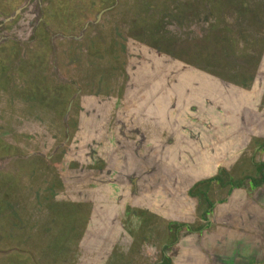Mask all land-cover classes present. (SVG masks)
<instances>
[{
  "label": "rangeland",
  "instance_id": "374dc122",
  "mask_svg": "<svg viewBox=\"0 0 264 264\" xmlns=\"http://www.w3.org/2000/svg\"><path fill=\"white\" fill-rule=\"evenodd\" d=\"M46 3L48 0H0V126L5 125V130H7L8 123H11L12 126L7 136L11 137L14 144L21 143L28 152H45L47 156L51 153L61 154L62 157L58 156L56 159L59 164L58 168L62 172L67 168L74 172L80 171L81 174L84 171L78 168L76 162H68L63 157L66 155V150L70 151L67 153H72V148L55 146L56 143L51 144L45 135L47 132L51 134L50 125L55 124L57 118L62 120V117L63 119L66 117L67 95L69 91L75 89V85L70 84L68 80L73 75H79L80 79L76 87L80 86L81 91L98 94L107 77L113 79L116 74L120 73L119 70L123 74L128 55L142 56L141 51L146 47L159 55L169 57L170 68L174 66L173 69L180 70L181 79L187 87L192 86L195 80L199 81L197 83L204 82L205 77L194 79L190 77L194 72L185 74L181 73L182 69L193 68L203 71L227 82L228 86L221 84L218 87L222 100H224L221 103L224 106L228 105L229 109L233 110L244 104L246 114L249 113L250 108V112L259 109L261 113H264V0H52L56 6L52 8L58 15L51 17L50 33L47 37L42 35L41 39L37 38L32 42L31 36L34 29L37 26H43L42 31H45L48 26L47 24H44L47 26L39 25L43 12L49 13V16L51 12L52 16L54 14L53 10L46 9V6L50 7V3L45 5ZM41 5H43L42 11ZM110 6H112L110 9L104 10L100 17H97L98 12ZM18 7H22L19 13L4 22L3 19L13 16ZM37 32L39 33V30ZM28 54L37 57L40 62L37 74L39 75L40 72L42 75L44 72V84L49 80V85L58 94L57 100L52 99L48 102L46 100L42 105L40 95L36 99L34 97L32 106L35 107L30 110L35 113L36 111L44 113L38 114L36 119L34 112H32L34 115L25 114V122L34 121V119L37 122L27 124L29 131L21 127L22 112H24L21 109V106L23 107L21 101L24 95L27 96L30 92V85H32L31 79L25 76L32 77L34 74L24 76L26 72L19 66L21 60ZM77 55L90 61L85 66L79 64V73L77 70L73 71L77 67ZM115 68H118V73H115L117 72ZM58 79V82L55 81ZM121 80L119 79V83ZM78 103V100L75 101L69 125L77 121L78 113H80ZM52 108L54 111L57 110L55 108H59L60 118L57 117V112H53L55 114L51 116ZM17 118L22 120L21 123ZM37 126L43 128V131ZM258 131L263 135L264 121ZM71 133L73 131L70 130L69 134ZM38 141L42 143L41 148L38 146ZM255 142L257 146L263 148L264 141ZM0 145V151L5 149L2 147L4 144ZM254 145L255 143L252 142V146ZM254 155L252 152V156ZM44 160L47 162L46 158ZM254 160L252 159L253 163L257 162ZM29 161L32 162V166H29L26 183L33 182L34 189L28 192L29 204L22 207L24 210L22 217L31 218L34 223L37 221L39 232L34 235V233L23 231L21 235L26 233V236L34 235L27 241H29L28 246L34 250L39 249L41 253L37 255L39 260L37 264H51L55 259H58L59 264H64L68 257H72L62 253L61 247L57 246L62 241L64 228L61 226L50 230L49 225L40 224L39 219L44 222L48 221L47 213L53 210L50 205L51 201L47 204L44 202V199H53L52 195L48 197V194H52V188L58 191L59 199L56 200L61 202L65 199L70 201L72 198L77 200L79 196H82V186L73 182L70 184H66L69 183L67 181L62 182L57 165H55L57 162L44 163L40 159ZM245 171L248 169L246 168ZM256 171L257 169L251 170L252 173L254 172L252 183L258 181L259 172ZM228 177L237 181L239 176L225 175V179ZM58 179L59 185L57 186ZM22 185L20 182V186H17L21 188L22 194L27 193L28 190L24 192ZM39 188L42 191H38ZM35 192L38 193L35 195ZM248 193L249 191L246 192L247 196H250ZM255 193L257 194L255 200H258L260 191ZM33 195H39L38 197L42 199L38 201L37 198H33ZM228 202H221L220 205L215 206L213 214H209L211 223L209 222L208 227L204 226L200 230L197 229L198 224L195 221L177 220L184 224L187 223L188 227L183 228L179 233L176 241L178 244L165 250L172 264H264V239L253 238L249 234V231H254L250 227L255 226V223L248 221L242 214V210L237 211L228 219L225 215L226 206L223 205ZM59 208L66 210V207L60 206ZM124 208L122 204L117 208L118 217L119 215L126 217L123 215ZM182 208L184 209L185 206ZM92 213L91 218L95 219L101 211L100 214L98 210ZM108 213H113L112 208L108 209ZM13 218L11 221H17V217ZM7 219L8 215L4 214L0 221V264H28L25 263L26 259L22 254L23 249L26 248H21L24 246L22 244L21 247L18 246L21 243L19 240H24L17 236L21 223L13 225L16 226V231L12 230L9 233L7 225L5 226ZM7 223L9 227L10 222ZM201 223L205 225L208 221ZM92 224L94 227H101L100 232L91 233V238H88L91 249L86 248L87 245L83 241L79 249L81 252L75 256L74 264H157L158 260L164 261L159 252L162 241L156 244L151 239L149 246L154 245V249L149 254H142L139 241L132 242V235L143 234L142 231L145 228L138 231L134 227L131 228L129 223L125 227L126 231L119 232L117 238L116 233L107 230L108 227L102 228L104 224L101 220L97 219ZM135 224L137 221L133 220L132 225ZM148 224L149 222L146 221V225ZM263 225L264 221L260 223V230L264 228ZM4 226L8 232H3ZM151 231L161 233L155 228ZM228 233L233 235L234 239L230 238ZM5 235H9L8 238L4 237ZM145 235L148 236L149 232ZM163 240L168 241L167 237ZM112 243L114 244L111 245ZM45 244L48 246H43ZM45 248L48 250L42 256ZM57 249L59 255L55 258L50 254ZM79 259L81 260L78 261Z\"/></svg>",
  "mask_w": 264,
  "mask_h": 264
},
{
  "label": "crops",
  "instance_id": "0c3cea01",
  "mask_svg": "<svg viewBox=\"0 0 264 264\" xmlns=\"http://www.w3.org/2000/svg\"><path fill=\"white\" fill-rule=\"evenodd\" d=\"M49 3L50 7L46 6L47 10L50 9L52 11V6L56 8L52 0H48L45 5ZM42 9L43 5H41V11ZM53 12V16L52 12L51 16H49V13L43 12L42 21L39 25L47 24L48 26L44 25L47 26L45 31H42L43 26H37L38 29L36 27L32 34L33 38L31 36L32 42L36 41L37 38L41 39L42 35L48 36L47 34L51 30V17L58 15L54 10ZM16 14L14 12L13 16L6 17L3 21H8ZM37 30H39V33ZM141 53L142 56H127L128 59L123 71L124 77L120 83L122 85L120 94L115 93V89L120 85H114L112 84L114 82L107 81V79V82L105 81L103 82L104 85H101L98 94L91 91H81L80 86L76 87L78 79H80L79 75H73L68 80L70 84L75 85V89L69 91L67 95V103L69 104L67 116L64 119L62 117V120L58 119L57 117L60 118V111L59 108H56L57 110L54 112H57V117L55 118L58 120L56 119L55 124L50 125L51 134H47V132L45 135L51 141V144L56 143L55 146L72 148V153H67L70 151L66 150V155L63 157L68 162H76L78 168L84 170L82 174L80 171L74 172L69 168L62 172L58 168L59 164L56 159L58 156L62 157L59 153H51L47 156L45 152H28L21 143L14 144L11 141V137L7 136L12 124L8 123L7 130H5V125L0 126V144H4L2 147L5 148L0 151V221H2L4 214L8 215L5 226L7 225L9 233L12 230L16 231V226L13 225L21 223L17 236L24 239L22 241L21 239L19 240L21 243L18 246L21 247L22 244L24 246L21 248H26L22 252L26 259L25 263L37 264L39 261L37 255H41L39 249L34 250L31 246H28L29 241H27L39 232L37 221L34 223L31 218L22 217L24 211L22 207L29 204L28 192L34 189L33 182L26 183L29 166H32V162L29 160L40 159L44 163L48 162L50 164L57 162L55 165H57L58 174L60 173L59 177H61L62 182H69L66 184L73 182L85 185V176H89L87 182L94 181L95 185L83 187H92L90 190L98 192L100 195L99 197L91 198V200L82 196L77 199L83 202L92 201V212L98 210V213L100 214L101 211L102 214L95 219L91 218L93 213L89 214L88 217L86 216L87 219L84 218L82 220V217L75 218L80 213L77 216L73 214L71 216L68 211L65 213L59 211L54 213L53 210L50 212L51 214L47 213L48 221L44 222L39 219L40 224L49 225L50 230L61 226L65 228L66 232L62 234V241L57 246L61 247L62 253L72 257H68L64 264L75 263V256L80 254L81 251L79 249L83 241L87 245L86 248H92L87 240H90L88 238H91V233H99L101 229L99 226L94 227L93 224L91 225L93 221L101 220V223L104 224L102 228L106 229L108 227L109 229L107 230L116 233L115 237H117L119 232L125 230L124 216L122 218V215H119V218L116 213H113V215L108 213V209H113L116 205L115 199L117 197L121 199V204L127 205V203H130L132 207L139 211L151 213L162 218L160 220L162 222H165V219L166 221L183 219L193 222V219H189L188 215H194L195 201L188 194V190L194 182L210 179L221 167L232 171V174H237L236 176H240L247 168L250 175L254 177L252 175L254 172L252 173L251 170L256 168H253L252 162L250 163L248 160L255 158L256 161L261 160L264 163V146L261 148L255 142L258 141L260 143L261 140H264V132L262 135L258 131L259 126L264 121V113H261L259 109L250 112V108L249 113L246 114V106L244 104L233 110H230L228 105H226L228 107L226 108L221 103L224 100H222L221 92L218 90L221 84L215 80L218 77L216 78L214 75H211L214 76L213 79L205 77V79L207 78L204 80L207 85L205 88L203 87V82L197 83L199 82L197 80L193 81L192 86L187 88L181 79L182 75L180 73L174 77L178 79L175 81L171 80L172 77L168 70L157 76L151 70L150 64L152 61L150 62L149 58H153L152 53L146 50H142ZM88 62L90 63V61L84 60L77 55V67L73 71L77 70L79 73V64L85 66ZM139 64H141V67L138 71L136 66H139ZM19 66L26 72L23 74L24 76L25 74H34L32 77L25 76L28 77L27 79H31L32 85H30V92L27 96L24 95L21 101L23 105L21 109L24 111L22 112L23 122L21 127L24 130L27 128L29 131V125L27 124H36L35 119L38 114L44 113L42 111H36L37 113H35V111L30 110L35 107L32 106L34 97L36 99L40 95L42 105L46 100L47 102L52 99L57 100L58 94L49 85V80L44 84V72L42 75L40 72L39 75L37 74L40 62L35 55L28 54L26 58L21 60ZM135 68L136 71L134 70ZM117 69L115 68V70ZM119 71L120 75H122V71ZM47 72L49 71L47 70ZM144 72H147V74L145 75ZM181 73H185V71H181ZM135 77H137L136 80ZM190 77L194 79L203 78L196 71ZM55 81L58 82L59 79ZM172 84L180 86L172 88ZM172 89L174 90L173 92ZM77 100L80 113H78L77 121L69 125L68 122ZM32 112L35 113L34 121L28 120L25 122V114L34 115ZM54 114L51 113V116H54ZM21 121L19 119L20 123ZM63 123L65 124L64 131ZM37 127L43 131V128ZM70 130L73 133L69 134ZM32 134H34V131H32ZM36 139H38L37 136ZM252 142L255 143L254 146H252ZM41 145L42 143L38 141L39 148H41ZM252 152L256 156H252ZM32 154L35 155L32 156ZM12 157L14 158L12 159ZM173 157L176 158L174 159ZM45 158L47 162H45ZM168 158L169 160L166 162L164 159ZM86 172L89 173L85 174ZM256 172H259L258 169ZM151 175H153V178H151ZM130 180L138 185H135L138 193L133 196L130 194L132 187ZM20 182L21 185L23 182L25 184V186L24 184L22 185L24 192L28 190L27 193H24V199L21 188H18ZM138 183L146 184L147 187L141 188ZM83 187L82 190L84 192L86 188ZM258 190L260 195L256 201L257 194L255 192ZM38 191H42V189L39 188ZM52 191V194H48V197L50 198V195H52L53 199H44V202L47 204L53 201L54 205L60 207V202L56 200L59 199V193L57 190L55 192L54 188H52ZM247 191H249L248 194L250 196H247ZM37 193L35 192L34 194L36 195ZM44 193L46 194L45 191ZM35 195H33L34 199L37 198L38 201L42 199L38 196L42 197L43 195ZM103 198H107L106 203L98 201ZM226 199L229 202L227 204L223 203V205L226 206L225 215H227L228 219L230 216H234L237 211L242 210V214L246 216L248 221L255 223V226H252L253 229L250 227L251 230H254L249 231L250 236L264 239V228L260 230L259 227L260 223L264 221V184L255 188L252 185L248 186V184L232 187ZM241 199L242 201H240ZM62 201H66V199ZM218 205L220 204L218 203ZM35 206L37 207V204ZM183 206H185L184 209L182 208ZM13 217H17V221H11ZM7 222H10L9 227ZM80 225L81 231H75V226ZM5 226L2 228L3 232L7 231ZM70 229L73 230V233H67ZM87 229L91 232L89 230L86 231ZM23 231L34 233V235L26 236L27 233L21 235ZM156 232H152V242L155 241L157 244L162 241L161 244H164L162 235ZM229 235L230 238L234 239L233 235ZM7 236L9 235L4 237L8 238ZM145 244L147 247L142 250V254L152 253L154 245L149 246V241ZM43 246H48V244ZM58 249L54 250L50 255H54L57 258L56 256L59 255ZM47 250L48 248L43 249L42 256ZM157 262L163 263L161 260ZM51 264H59L58 259L52 261Z\"/></svg>",
  "mask_w": 264,
  "mask_h": 264
},
{
  "label": "flooded vegetation",
  "instance_id": "af4514ba",
  "mask_svg": "<svg viewBox=\"0 0 264 264\" xmlns=\"http://www.w3.org/2000/svg\"><path fill=\"white\" fill-rule=\"evenodd\" d=\"M115 73H118V72H115ZM123 77H124V74L120 75V73L117 74L116 76H114L113 79H112V77H107V81L110 80V81L114 82L112 84L120 85L117 89H115L116 90L115 93H117V94H120L122 91V88H121L122 85L120 84L121 82L119 83V79H123ZM55 105H57V104H55ZM53 109L54 108L51 109L52 110L51 113L54 112ZM192 110H193V108H192ZM262 141H264V140H262ZM261 143H263V142H261ZM173 158L175 159L176 157H173ZM164 160L166 162H168L169 158L164 159ZM254 161H256V160H254ZM248 162L251 163L252 158L250 159V161L248 160ZM257 162H255V163L252 162L254 164V168L258 169V171H259L258 181L256 180L254 183L251 182L253 180V178L250 175V172L245 171V170L237 178V181H236V179L231 180L229 177L227 179H225V175L229 174V175H233V177H234L237 174H232V171H229L226 168L221 167V168H218L217 172L210 179L208 178L205 180H197L196 182H194L192 184V186L188 190V194L191 197H193V199L195 201V208H194L195 213H194V215L189 214L188 218L189 219L192 218L193 221H195L198 224V227H197L198 230L202 229L204 226H207V227L209 226V222H210L209 214H211V213L213 214L214 209L216 208L215 206H217L218 203L227 201L226 196L229 195V191L232 187H238V186H241L242 184H246V185L248 184V186H250V183H252L253 187H256V186L259 187V186L264 184L263 183L264 182V163L261 160H257ZM51 173L53 174V171ZM87 173H89V172H87ZM152 173H154V172H152ZM85 177H86V181H85L86 183H85V185H81L82 187L95 185L94 181L87 182L89 176H85ZM151 178H153V175H151ZM58 182H59V179L56 181L57 186L59 185ZM130 184H132L131 185L132 187L130 189V191H131L130 194L132 196L134 194L136 195L138 193V190L135 189V185L136 186H138V185L136 183L134 184L132 182V180H130ZM138 184L141 188L147 187L146 184H143V183H138ZM83 188H86V190L84 192H83V190H81L82 191V197H86V198H89L91 200V198L93 199V198L100 196L98 194V192H93L90 190V188H92V187H83ZM120 200L121 199L118 197L115 199L116 205L112 209V212L116 213V216H117L116 210L119 206H121ZM98 201H100V203H106L107 198H103L102 200L99 199ZM59 204L61 207H66V210L65 211L61 210L57 205H54L53 201H51L50 205L53 207L54 213L57 211L62 212V213H65L68 211L71 213V216H72V214L77 216V214L80 213V215L75 217V218L82 217V220L84 218L87 219L86 216L88 217V215L92 213V209H93L92 201L91 202L90 201L83 202V201H78V200H70L67 202L61 201ZM122 206L125 207L123 215H126V217L124 219L122 216V218H123L124 224H126V227H127V224L130 223L131 228L134 227V229H136L138 231L145 228V230L142 231L143 234H138L137 236L132 235L133 236L132 242L135 243L136 240L139 241L140 242L139 247L141 248V250H143L144 248L147 247L146 245H144V243L151 240L152 232H154V231H151V229L155 228L158 231H161L160 234L162 235V237L163 238L167 237L168 241L164 242V244H162L159 248V252L161 253V258H164V261H163V263L159 262L157 264H172L171 259H169L170 257L167 255L165 250L167 248H171L172 246L174 247L175 244H178V242H176V241L178 240V236L180 235L179 233L181 232V230L183 228L188 227V224L187 223L184 224V223L179 222L175 219H173L174 221L173 220H167L166 221V219H165V222H162V221H160V220H162V218H159L158 216H155L151 213L139 211V210L135 209L134 207H132V205L130 203H127V205L122 204ZM126 207H128V208L126 209ZM113 213H112V215H113ZM133 220L137 221V224H135L134 226L132 225ZM206 220L208 221V223H205V225L201 223L202 221H206ZM146 221L149 222L148 225H146ZM65 226H67V225L65 224ZM80 228H81V225L75 226V231H78V232L81 231ZM64 232H66V231L64 230ZM146 232H149V235H148L149 237L147 235H145ZM67 233H73V230L70 229L69 232H67ZM171 238H172V240H170ZM154 264H156V263H154Z\"/></svg>",
  "mask_w": 264,
  "mask_h": 264
},
{
  "label": "water",
  "instance_id": "95a60500",
  "mask_svg": "<svg viewBox=\"0 0 264 264\" xmlns=\"http://www.w3.org/2000/svg\"><path fill=\"white\" fill-rule=\"evenodd\" d=\"M111 7L112 6H110L108 8L102 9L100 12H98L97 17H100L101 13L104 10L110 9ZM20 9H21V7L16 8L15 14L18 13L20 11ZM142 50H146L147 52H149V53L151 52L152 53L153 58H149L150 62L152 61L151 64H150L151 65V70H153L157 76H160L164 71L168 70L170 72V74H171L170 76L172 77L171 80L172 81L178 80V79H176L174 77L177 76V75H179L180 70L173 69L174 66H172V68H170L171 61H170V58L169 57H167L165 55H159V54L155 53L154 50H152V49H150L148 47H146V48H144ZM144 55H146V54H144ZM178 66H180V64H178ZM136 67H137V69L139 71L140 70V67H141V64H139V66H136ZM189 69L190 70H185V69H182V70L185 71V74H190V72L196 71V72L200 73L204 77H210L212 79L214 77V76H211L209 74L204 73L203 71H198V70H195L193 68H189ZM134 70L136 71V68ZM142 70L145 71L144 68H142ZM187 71H189V73H186ZM144 74L146 75L147 72H144ZM136 78L137 77H135V80H136ZM157 78H159V77H157ZM206 79H204V80H206ZM215 80H217L219 82V84L228 86L227 82L225 83V82L221 81V79H219V78H217ZM172 81H171V83H172ZM178 86H180V85H174V84H172V88L178 87ZM203 87L204 88L207 87V85L205 84V82H203ZM68 110H69V104H68V108H67L66 114L68 113Z\"/></svg>",
  "mask_w": 264,
  "mask_h": 264
}]
</instances>
